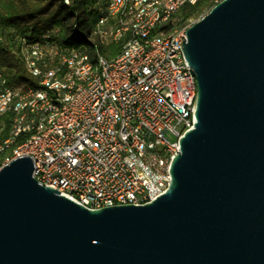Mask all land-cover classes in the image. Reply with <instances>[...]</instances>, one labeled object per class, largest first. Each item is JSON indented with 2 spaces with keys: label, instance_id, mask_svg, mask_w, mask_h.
I'll return each instance as SVG.
<instances>
[{
  "label": "water",
  "instance_id": "water-1",
  "mask_svg": "<svg viewBox=\"0 0 264 264\" xmlns=\"http://www.w3.org/2000/svg\"><path fill=\"white\" fill-rule=\"evenodd\" d=\"M193 128L165 193L88 209L0 167V264H264V0H221L186 29Z\"/></svg>",
  "mask_w": 264,
  "mask_h": 264
},
{
  "label": "built area",
  "instance_id": "built-area-1",
  "mask_svg": "<svg viewBox=\"0 0 264 264\" xmlns=\"http://www.w3.org/2000/svg\"><path fill=\"white\" fill-rule=\"evenodd\" d=\"M198 1L107 0L95 33L123 41L111 59L60 47L49 31L19 38L34 82L9 86L0 73V167L27 156L38 184L88 209L142 206L165 193L196 103L181 49L193 22L172 20Z\"/></svg>",
  "mask_w": 264,
  "mask_h": 264
},
{
  "label": "trees",
  "instance_id": "trees-1",
  "mask_svg": "<svg viewBox=\"0 0 264 264\" xmlns=\"http://www.w3.org/2000/svg\"><path fill=\"white\" fill-rule=\"evenodd\" d=\"M106 3L107 0H69L68 5L64 0H0V73L7 84L20 86L34 82L19 54L21 37L36 38L49 31L52 42L63 48L80 49L92 60L96 55L106 59L115 57L123 41L102 42L95 33V24L104 16ZM213 5V0H199L194 5L182 6L173 16V27L180 28L199 19ZM77 36L82 40H77ZM3 120L6 132L8 115ZM2 161L3 155L0 165Z\"/></svg>",
  "mask_w": 264,
  "mask_h": 264
},
{
  "label": "rangeland",
  "instance_id": "rangeland-1",
  "mask_svg": "<svg viewBox=\"0 0 264 264\" xmlns=\"http://www.w3.org/2000/svg\"><path fill=\"white\" fill-rule=\"evenodd\" d=\"M205 13H206V12H205ZM205 13H204V14H205ZM204 14H203V15H204ZM203 15H202V16H203ZM199 19H200V18H199ZM194 21H196V20H193L192 22H194ZM76 39H77V40H82V37H81V36H77Z\"/></svg>",
  "mask_w": 264,
  "mask_h": 264
}]
</instances>
